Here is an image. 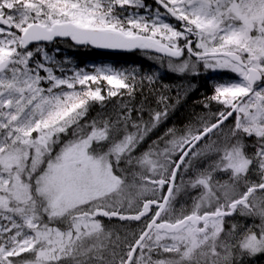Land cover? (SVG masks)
I'll return each instance as SVG.
<instances>
[{
  "label": "snow or ice",
  "instance_id": "1",
  "mask_svg": "<svg viewBox=\"0 0 264 264\" xmlns=\"http://www.w3.org/2000/svg\"><path fill=\"white\" fill-rule=\"evenodd\" d=\"M62 42L153 52L179 74L233 75L144 149L187 92L172 100L157 90L159 72L138 66H76ZM258 256L264 0H0V264Z\"/></svg>",
  "mask_w": 264,
  "mask_h": 264
},
{
  "label": "trees",
  "instance_id": "2",
  "mask_svg": "<svg viewBox=\"0 0 264 264\" xmlns=\"http://www.w3.org/2000/svg\"><path fill=\"white\" fill-rule=\"evenodd\" d=\"M148 4H153V1H146ZM70 42H62L58 47L63 50V54L71 57L74 65L81 67H88L93 64L109 63L115 66H138L141 71L151 74L152 72H159V79L157 81V90L167 91L172 100L177 98L178 93L183 95L185 91L187 95L176 105L175 110L169 115V119L160 125L150 135L148 140L144 143L143 148L146 149L152 140L162 135L169 127H182L188 123L193 116V113H198L202 109L199 101L203 100L205 96H209L213 92V85L215 81L222 78H230L233 74L230 73H213L211 71L204 72L202 67L199 75L193 74H179L168 71L166 67H161L154 55L140 50L135 54H126L120 56H113L110 54H103L91 50L90 48L78 49L70 46ZM166 85V89H161L160 86ZM141 97L137 96V100ZM150 101L155 106V95L149 97ZM99 109H97L98 111ZM220 178V177H218ZM227 177H221V180ZM193 190L187 196L193 197L197 195V191ZM195 192V193H194ZM191 199V198H190ZM242 224H251V218H242ZM259 221L257 220V223ZM27 255V254H24ZM255 264H264V256L255 258Z\"/></svg>",
  "mask_w": 264,
  "mask_h": 264
},
{
  "label": "rangeland",
  "instance_id": "3",
  "mask_svg": "<svg viewBox=\"0 0 264 264\" xmlns=\"http://www.w3.org/2000/svg\"><path fill=\"white\" fill-rule=\"evenodd\" d=\"M213 73H215V72H213ZM217 73H219V72H217ZM220 179H221V177H220ZM196 192V191H195ZM194 192V193H195ZM198 194V193H197ZM191 197L190 196H185V195H181L180 197H178V201H177V207H179L180 206V204H190L191 203V199H190ZM243 217H239V218H237L238 220H239V222H240V220L242 219ZM240 223H242V221L240 222ZM114 224H116V226H120L117 222H114ZM128 227L129 228H135L136 227V224L135 225H132V223H130L129 225H128ZM226 227H227V225H226Z\"/></svg>",
  "mask_w": 264,
  "mask_h": 264
},
{
  "label": "water",
  "instance_id": "4",
  "mask_svg": "<svg viewBox=\"0 0 264 264\" xmlns=\"http://www.w3.org/2000/svg\"><path fill=\"white\" fill-rule=\"evenodd\" d=\"M83 48V47H80ZM95 51L103 52V53H108V54H113V55H122V54H134L138 52L139 50H134V51H120V50H103V49H96V48H91ZM153 53V52H150ZM155 54V53H153ZM157 55V54H155Z\"/></svg>",
  "mask_w": 264,
  "mask_h": 264
},
{
  "label": "flooded vegetation",
  "instance_id": "5",
  "mask_svg": "<svg viewBox=\"0 0 264 264\" xmlns=\"http://www.w3.org/2000/svg\"><path fill=\"white\" fill-rule=\"evenodd\" d=\"M146 1H151V0H146ZM132 225H135V222H134V223H132Z\"/></svg>",
  "mask_w": 264,
  "mask_h": 264
}]
</instances>
